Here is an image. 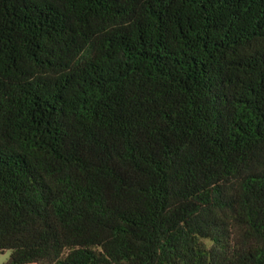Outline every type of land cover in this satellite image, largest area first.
<instances>
[{
  "label": "trees",
  "instance_id": "16d2710c",
  "mask_svg": "<svg viewBox=\"0 0 264 264\" xmlns=\"http://www.w3.org/2000/svg\"><path fill=\"white\" fill-rule=\"evenodd\" d=\"M6 264H264V0H0Z\"/></svg>",
  "mask_w": 264,
  "mask_h": 264
},
{
  "label": "rangeland",
  "instance_id": "374dc122",
  "mask_svg": "<svg viewBox=\"0 0 264 264\" xmlns=\"http://www.w3.org/2000/svg\"><path fill=\"white\" fill-rule=\"evenodd\" d=\"M11 257V252L0 253V264H6Z\"/></svg>",
  "mask_w": 264,
  "mask_h": 264
}]
</instances>
